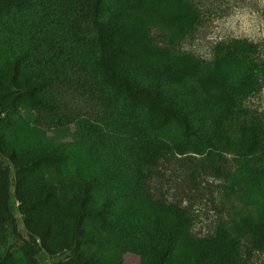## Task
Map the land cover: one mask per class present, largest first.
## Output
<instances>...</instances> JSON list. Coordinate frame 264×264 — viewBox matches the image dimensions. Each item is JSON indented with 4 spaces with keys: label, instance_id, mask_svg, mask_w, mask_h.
Wrapping results in <instances>:
<instances>
[{
    "label": "trees",
    "instance_id": "obj_1",
    "mask_svg": "<svg viewBox=\"0 0 264 264\" xmlns=\"http://www.w3.org/2000/svg\"><path fill=\"white\" fill-rule=\"evenodd\" d=\"M200 20L192 0H0V264H123L128 253L250 264L264 253V196L199 237L190 208L150 187L188 154L229 178L216 165L226 152L264 191V122L245 106L264 82L259 46L218 43L206 62L181 49Z\"/></svg>",
    "mask_w": 264,
    "mask_h": 264
},
{
    "label": "rangeland",
    "instance_id": "obj_2",
    "mask_svg": "<svg viewBox=\"0 0 264 264\" xmlns=\"http://www.w3.org/2000/svg\"><path fill=\"white\" fill-rule=\"evenodd\" d=\"M201 11V20L197 29L182 42L181 49L206 62L214 57V48L218 43H229L236 39H247L258 44V60L264 61V0H192ZM157 35V32H154ZM245 106L250 113L257 114L264 122V82L261 89L249 97ZM22 115L34 122L35 113L27 108L21 109ZM74 128L68 138L74 134ZM193 162H201L202 156L171 158L162 164L150 187L156 196H164L168 202H179L190 208L194 216L193 232L199 237L212 235L220 222L231 225L239 214L254 211L257 201L264 191H256L240 180L244 178L246 168L238 162L236 154L221 153L216 165L230 174L229 178H218L210 169H196ZM263 195H261V193ZM11 205L20 222V230L26 235L22 217L17 212L15 199ZM49 264V263H47ZM123 264H140L139 256L124 255ZM250 264H264V253H255Z\"/></svg>",
    "mask_w": 264,
    "mask_h": 264
}]
</instances>
